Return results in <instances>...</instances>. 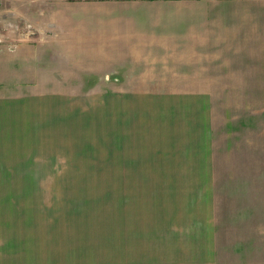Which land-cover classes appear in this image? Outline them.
<instances>
[{
    "label": "rangeland",
    "instance_id": "rangeland-1",
    "mask_svg": "<svg viewBox=\"0 0 264 264\" xmlns=\"http://www.w3.org/2000/svg\"><path fill=\"white\" fill-rule=\"evenodd\" d=\"M56 1L0 0L2 34H34L35 18ZM192 92L198 100L37 103V161L15 173L38 184L0 185L19 199L3 202L4 217L30 226L20 264H186L198 247L172 244L168 229L210 219L217 264H264V88ZM125 106L141 109L144 122L129 121ZM132 161L181 163L195 175L114 184L112 171Z\"/></svg>",
    "mask_w": 264,
    "mask_h": 264
},
{
    "label": "crops",
    "instance_id": "crops-1",
    "mask_svg": "<svg viewBox=\"0 0 264 264\" xmlns=\"http://www.w3.org/2000/svg\"><path fill=\"white\" fill-rule=\"evenodd\" d=\"M49 8L35 18L34 34H0V185L38 184L35 174L17 178L15 170L20 175L37 161L30 137L42 127V100H198L193 90L264 88V0H60ZM207 98L202 91L200 100ZM128 109L129 121L144 122L141 109ZM195 169L132 161L111 178L180 184ZM13 195L0 193V210L19 200ZM4 215L0 264H20L30 226ZM210 221L168 229L172 244L180 238L198 247L186 264H217Z\"/></svg>",
    "mask_w": 264,
    "mask_h": 264
},
{
    "label": "built area",
    "instance_id": "built-area-1",
    "mask_svg": "<svg viewBox=\"0 0 264 264\" xmlns=\"http://www.w3.org/2000/svg\"><path fill=\"white\" fill-rule=\"evenodd\" d=\"M1 32H2V29H1V24H0V34H1Z\"/></svg>",
    "mask_w": 264,
    "mask_h": 264
}]
</instances>
